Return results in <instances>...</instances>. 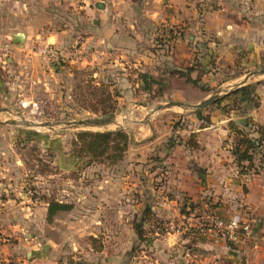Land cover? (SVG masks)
<instances>
[{
    "label": "crops",
    "instance_id": "1",
    "mask_svg": "<svg viewBox=\"0 0 264 264\" xmlns=\"http://www.w3.org/2000/svg\"><path fill=\"white\" fill-rule=\"evenodd\" d=\"M51 1L0 0V70L4 56L13 63L26 50L35 54L32 43L69 47L83 34L84 48L129 60L160 91L153 104H196L232 85L241 75L227 71L236 65L263 68L264 0H68L66 14ZM256 81L250 97H228L224 103H238L225 111H193L176 125L173 108L138 124L121 162L128 171L101 174L98 189L67 190L64 203L52 201L70 209L50 219L49 200L33 203L20 189L11 199L0 195V233L8 238L0 264H264L262 151L257 172L240 174L229 150V122L246 132L264 126V78ZM240 118L245 125L235 124ZM2 144L0 180L9 178ZM200 206L248 222L251 242L187 232Z\"/></svg>",
    "mask_w": 264,
    "mask_h": 264
},
{
    "label": "rangeland",
    "instance_id": "2",
    "mask_svg": "<svg viewBox=\"0 0 264 264\" xmlns=\"http://www.w3.org/2000/svg\"><path fill=\"white\" fill-rule=\"evenodd\" d=\"M54 1L57 3L54 8L59 13L66 14L71 10L66 7L68 0ZM49 2L53 3L51 0ZM57 24H63L61 28L66 25L62 21ZM83 37V34L78 35L76 42L69 47L52 44L62 53V61L58 63L42 57L39 48L46 43L41 42L32 43L31 50L35 54L26 50L19 61L7 63L4 56L6 69L0 70V122L15 121L19 125H0V142L4 148L1 155L6 166L4 172L9 177L0 180L1 198L11 199L14 189H20L33 203L46 200L64 203L61 196L66 197L67 190H81L84 186L98 189L101 174L128 171H125L127 166L121 163L125 160L128 148L123 159L116 163L106 158L92 160L85 153H74L72 143L76 134L123 130L131 138L132 130L138 124L161 112L151 114L152 107L159 105L152 103L153 97L160 91L153 89L141 73L130 65L129 60L127 63L118 62L115 54L103 51L98 46L84 48ZM30 56L34 60L30 61ZM261 67H264V63ZM245 69V66L240 68V65H236L227 71V74L234 72L236 76H241L227 86L225 92L241 82L246 74L261 68ZM260 78H264V75L250 78L244 86L252 87ZM223 104H210L200 111ZM109 106L114 111L109 113L111 115H104L102 108L110 109ZM173 110L180 112L175 118L193 112L177 108ZM112 116H119L122 127L65 129L61 124L52 129L38 127L44 123L105 119ZM176 124H181V118ZM68 178L71 180L68 181ZM141 217L142 221H146L149 213ZM185 226L189 230L187 232L194 234L186 222Z\"/></svg>",
    "mask_w": 264,
    "mask_h": 264
},
{
    "label": "trees",
    "instance_id": "3",
    "mask_svg": "<svg viewBox=\"0 0 264 264\" xmlns=\"http://www.w3.org/2000/svg\"><path fill=\"white\" fill-rule=\"evenodd\" d=\"M187 82H191L193 85H195V82H192L188 77ZM251 88L252 87L249 86L238 88L235 91L226 94L221 99L215 101L213 104L220 105L228 97L237 95L239 93L241 95L249 96L252 94ZM250 99L253 101V97ZM232 100L233 101L231 103L223 104L221 107L223 111L229 106L238 103L236 98ZM109 108L110 109L103 107L102 113L104 115H111L109 113H112L114 108L112 106H109ZM206 122L208 123L207 118ZM228 127L233 134V140L231 144H229V150L239 173H256L257 170L254 168L253 164L256 154L262 151V160H264V126L252 124L250 132L240 130L233 124V122H229ZM251 133H253L254 136H252ZM130 142V136L123 130L102 133L80 132L76 134V139L72 143V146L74 153H85L92 160L106 158L112 163H116L123 159ZM68 209H70V206L67 204H60L58 202L49 200L47 219H50L52 214L58 210L67 211ZM138 232L140 235L143 233L139 229Z\"/></svg>",
    "mask_w": 264,
    "mask_h": 264
},
{
    "label": "built area",
    "instance_id": "4",
    "mask_svg": "<svg viewBox=\"0 0 264 264\" xmlns=\"http://www.w3.org/2000/svg\"><path fill=\"white\" fill-rule=\"evenodd\" d=\"M39 53L50 62L58 63L62 61V53L52 44H43L39 48ZM196 221L191 226L194 234L198 236L213 235L223 238L232 244L251 242V229L248 222H240L236 219H223L219 217L211 208L203 206L194 209ZM240 234V235H239ZM7 242V238L0 233V245ZM256 247V243H252Z\"/></svg>",
    "mask_w": 264,
    "mask_h": 264
},
{
    "label": "water",
    "instance_id": "5",
    "mask_svg": "<svg viewBox=\"0 0 264 264\" xmlns=\"http://www.w3.org/2000/svg\"><path fill=\"white\" fill-rule=\"evenodd\" d=\"M264 75V67L261 68L260 70L250 72L246 74L244 79L239 82L238 84H235L228 88V92H224L223 89H218L214 92H212L208 97L204 98L203 100L199 101L196 104H187V103H182V102H167L165 104H159L158 106H153L151 110V114L157 113L162 110H167V109H181L183 111H199L210 104H213L215 101L221 99L224 97L227 93H230L238 88H241L245 85V83L253 77L261 76ZM120 118L119 116H112L109 118L105 119H85V120H79V121H70V122H62V123H44V124H39L38 127H45V128H50L52 129L54 126H59L60 124L65 128V129H78L82 127H87V128H95V129H108L112 128L114 126L122 127L120 123ZM19 125L15 121H10V122H0V125ZM235 124H240V125H245V119L240 118L238 120H235Z\"/></svg>",
    "mask_w": 264,
    "mask_h": 264
}]
</instances>
